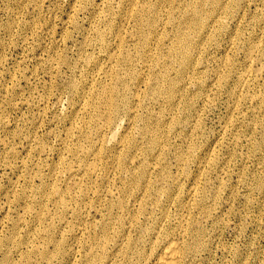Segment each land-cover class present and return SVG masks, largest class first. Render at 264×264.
I'll return each instance as SVG.
<instances>
[{"label": "rangeland", "instance_id": "rangeland-1", "mask_svg": "<svg viewBox=\"0 0 264 264\" xmlns=\"http://www.w3.org/2000/svg\"><path fill=\"white\" fill-rule=\"evenodd\" d=\"M168 241L264 264V0H0V264Z\"/></svg>", "mask_w": 264, "mask_h": 264}, {"label": "bare ground", "instance_id": "bare-ground-1", "mask_svg": "<svg viewBox=\"0 0 264 264\" xmlns=\"http://www.w3.org/2000/svg\"><path fill=\"white\" fill-rule=\"evenodd\" d=\"M159 22V16L153 18V23L156 24ZM186 52V48H184ZM125 58V54H121ZM186 57V56H185ZM105 91H112L110 87H106ZM110 103L113 105V98L109 97ZM92 174V171H89ZM157 253V254H154ZM138 257L137 261L131 260L125 264H201L193 257V253L190 250L189 246H184L176 241H168L163 246L159 248V251L156 252L153 250L148 255L135 254ZM109 263V259H105V264Z\"/></svg>", "mask_w": 264, "mask_h": 264}]
</instances>
